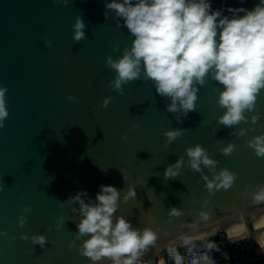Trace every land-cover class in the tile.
Returning a JSON list of instances; mask_svg holds the SVG:
<instances>
[{
    "label": "water",
    "instance_id": "95a60500",
    "mask_svg": "<svg viewBox=\"0 0 264 264\" xmlns=\"http://www.w3.org/2000/svg\"><path fill=\"white\" fill-rule=\"evenodd\" d=\"M257 2L212 0V7L251 9ZM104 3L0 0V85L7 88L9 113L0 128V230L7 233L0 236V264H89L77 252L74 205L63 202L80 189L94 199L100 184L115 186L121 196L129 186L135 188L136 198L119 203L116 215L136 228L159 229L155 243L141 256L147 264H158L169 244L238 221L245 239L262 251L259 232L264 229L256 231L250 217L263 212L264 203H253L245 190L264 184V158L247 145L264 132V90L253 112L245 113L249 122L231 128L217 123L224 111L217 104L222 86L207 76L198 86L195 109L186 116L167 111L170 99L159 96L151 80L130 81L122 85L123 94L117 93L109 83L115 72L105 58H119L131 37L122 21L116 26L112 12L105 18ZM77 16L86 25L79 42L71 27ZM113 45H118L116 51ZM69 95L75 99L69 101ZM105 97L111 100L101 107ZM253 114L259 117L255 124L250 122ZM241 127L246 134L237 137ZM174 128L183 129L182 135L167 144L163 133ZM229 142L235 148L225 156L220 149ZM196 144L218 161L216 171L227 168L236 174L232 187L209 196L200 173L186 163L178 176L164 179L165 167L178 157L186 162L185 149ZM170 207L182 214L169 217ZM199 211L209 212V219L201 220ZM61 214L64 223L57 230ZM20 215L27 217L22 227ZM21 234H44L48 243L41 248L21 240Z\"/></svg>",
    "mask_w": 264,
    "mask_h": 264
},
{
    "label": "clouds",
    "instance_id": "9594fccd",
    "mask_svg": "<svg viewBox=\"0 0 264 264\" xmlns=\"http://www.w3.org/2000/svg\"><path fill=\"white\" fill-rule=\"evenodd\" d=\"M68 4L69 0H55ZM242 3V0H241ZM107 19L109 12L121 27V21L131 37L130 45L123 48L117 59L111 55L105 58V65L114 70L109 81L111 88L123 94L122 85L137 79L151 80L155 92L170 99L169 112H182L186 116L195 109L198 99V86H203L205 77L222 86L217 104L224 109L217 123L225 127L248 123L246 112H253L261 90H264V0H258L251 9L243 6L221 5L212 7V0H105ZM227 13V14H225ZM72 38L79 42L85 37V23L77 16L72 24ZM46 46L51 42L45 38ZM116 51L118 45H113ZM6 86L0 85V128L8 116L5 93ZM69 101L75 98L67 97ZM111 97H105L101 107H107ZM258 115L253 114L250 122L255 124ZM183 129L174 128L163 133L166 143L170 144L182 135ZM246 134L239 128L237 137ZM232 135V133H230ZM126 135L121 139H126ZM256 157L264 158V132L247 141ZM235 145L229 142L220 149L225 156L234 151ZM187 161L183 157L165 167L164 179L175 178L183 164L200 173L203 187L212 196L220 189L232 187L236 174L227 168L216 171L218 161L211 158L207 151L196 144L185 149ZM208 170V173L202 170ZM124 178V176H123ZM93 199L86 189L78 190L63 203L74 205L70 211L79 217L74 222L77 231L75 239L80 241L77 252L89 260V264L108 259L110 264H137V260L157 239V232L150 226L133 227L123 215H116L119 203H127L136 198L135 188L129 186L121 196V190L113 185L100 184ZM253 203H264V184H258L250 193ZM62 203V204H63ZM208 200L203 201V206ZM24 212L29 208L24 207ZM182 214L178 207L168 209L169 217ZM201 220L209 219V212L199 211ZM27 217L17 218L23 226ZM64 223L61 214L56 218L55 229ZM0 236L7 237L0 230ZM15 239V237H11ZM21 240L30 239L33 245L44 248L48 243L44 234L28 237L20 235ZM74 246V241L69 243ZM175 264H181L176 258Z\"/></svg>",
    "mask_w": 264,
    "mask_h": 264
},
{
    "label": "built area",
    "instance_id": "2783aa9c",
    "mask_svg": "<svg viewBox=\"0 0 264 264\" xmlns=\"http://www.w3.org/2000/svg\"><path fill=\"white\" fill-rule=\"evenodd\" d=\"M214 237L217 239L201 247L187 244L166 249L161 253L158 264H175L177 257L181 259V264H264V248L258 250L249 238L236 240L227 231H221ZM214 245L219 248L214 249ZM221 248L228 253L225 261L219 254Z\"/></svg>",
    "mask_w": 264,
    "mask_h": 264
},
{
    "label": "crops",
    "instance_id": "0c3cea01",
    "mask_svg": "<svg viewBox=\"0 0 264 264\" xmlns=\"http://www.w3.org/2000/svg\"><path fill=\"white\" fill-rule=\"evenodd\" d=\"M260 214V213H259ZM253 215L254 217H260L261 220H260V223H259V226H255V222H253V219H252V224L253 226L256 228V231H259L261 229H264V214H260V215ZM223 231H227L229 233V235L236 239V240H242L246 237V230H244V232L241 233V230H237L236 233H230V231L228 229H223ZM221 231H219L218 233H220ZM245 233V234H244ZM237 234V235H236ZM240 234V235H239ZM236 235V236H235ZM259 237L261 238L260 239V243L261 244V247L264 248V231H260L259 232ZM208 240V237L205 238H202V239H199V240H195V241H192V242H184L182 244H178L176 245L175 247H183L187 244H192L193 247H199V244L202 242V241H207ZM262 241V242H261ZM208 244V243H207ZM197 245V246H195ZM219 254L221 255L223 261H225V259L228 257V253H227V250L225 248H221L219 249ZM223 264H228L227 262H223Z\"/></svg>",
    "mask_w": 264,
    "mask_h": 264
},
{
    "label": "bare ground",
    "instance_id": "6f19581e",
    "mask_svg": "<svg viewBox=\"0 0 264 264\" xmlns=\"http://www.w3.org/2000/svg\"><path fill=\"white\" fill-rule=\"evenodd\" d=\"M259 214V213H258ZM256 214V215H258ZM260 214H264V211L261 212ZM259 214V215H260ZM253 219V222H255V226H259V223H260V220L261 218L260 217H254V216H251L250 219ZM251 219V221H252ZM223 229H228L230 231V233H236L237 230H241V233L244 232V227L242 225V221H238V222H235V223H231V224H228V225H225V226H222V227H219V228H215V229H212V230H209V231H206V232H203L201 233L200 235L198 236H190V237H187V238H184L183 240L177 242V243H173V244H169L168 246H166L165 248L169 249L170 247H175L176 245L178 244H182L184 242H192V241H195V240H199V239H202V238H206V237H210V236H213L215 235L216 233H218L219 231H222ZM245 234V233H244ZM237 235V234H236ZM235 235V236H236ZM240 235V234H239Z\"/></svg>",
    "mask_w": 264,
    "mask_h": 264
},
{
    "label": "trees",
    "instance_id": "16d2710c",
    "mask_svg": "<svg viewBox=\"0 0 264 264\" xmlns=\"http://www.w3.org/2000/svg\"><path fill=\"white\" fill-rule=\"evenodd\" d=\"M217 239V237H212V238H209L207 241H202L200 244H199V246L201 247V246H204V245H206L207 243H209V242H211V241H214V240H216ZM195 246H197V245H195Z\"/></svg>",
    "mask_w": 264,
    "mask_h": 264
},
{
    "label": "rangeland",
    "instance_id": "374dc122",
    "mask_svg": "<svg viewBox=\"0 0 264 264\" xmlns=\"http://www.w3.org/2000/svg\"><path fill=\"white\" fill-rule=\"evenodd\" d=\"M137 264H145V261L141 257H139L137 260Z\"/></svg>",
    "mask_w": 264,
    "mask_h": 264
},
{
    "label": "flooded vegetation",
    "instance_id": "af4514ba",
    "mask_svg": "<svg viewBox=\"0 0 264 264\" xmlns=\"http://www.w3.org/2000/svg\"><path fill=\"white\" fill-rule=\"evenodd\" d=\"M145 264H147V263L145 262Z\"/></svg>",
    "mask_w": 264,
    "mask_h": 264
}]
</instances>
